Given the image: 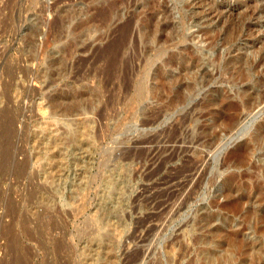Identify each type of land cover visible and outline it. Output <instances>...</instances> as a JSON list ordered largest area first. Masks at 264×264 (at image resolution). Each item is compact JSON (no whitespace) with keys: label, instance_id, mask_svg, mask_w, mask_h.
Masks as SVG:
<instances>
[{"label":"rangeland","instance_id":"374dc122","mask_svg":"<svg viewBox=\"0 0 264 264\" xmlns=\"http://www.w3.org/2000/svg\"><path fill=\"white\" fill-rule=\"evenodd\" d=\"M263 95L264 0H0V264H264Z\"/></svg>","mask_w":264,"mask_h":264},{"label":"bare ground","instance_id":"6f19581e","mask_svg":"<svg viewBox=\"0 0 264 264\" xmlns=\"http://www.w3.org/2000/svg\"><path fill=\"white\" fill-rule=\"evenodd\" d=\"M196 1V0H195ZM199 1V0H198ZM203 1V0H202ZM199 4V3H198ZM201 4V3H200ZM193 5H194V3H193ZM196 5V4H195ZM190 6H191V3H190ZM201 8V7H200ZM215 8V7H214ZM215 10V9H214ZM200 11V10H199ZM211 11V10H210ZM203 12V11H202ZM209 12V11H208ZM161 13V12H160ZM205 13V12H204ZM208 14H210L212 17H213V15L214 16H217V14L216 13H213V11H211V13H208ZM197 15H198V12H197ZM205 15V14H204ZM209 15V16H210ZM198 17V16H197ZM204 19V18H203ZM194 20V19H193ZM205 20V19H204ZM215 20V19H214ZM196 21V20H195ZM203 21V20H202ZM206 21V20H205ZM212 21V20H211ZM197 23V22H196ZM206 23V22H205ZM207 23H210L209 21L207 22ZM199 24V23H198ZM201 25V24H200ZM199 26V25H198ZM205 27V26H204ZM200 30V29H199ZM204 31V30H203ZM205 32V31H204ZM206 33V32H205ZM196 48V47H195ZM194 57V56H193ZM262 64V63H261ZM256 66V65H255ZM167 67V66H166ZM194 67V66H193ZM192 67V68H193ZM258 67V66H257ZM183 68V67H182ZM191 68V67H190ZM255 68V67H254ZM185 69V68H184ZM203 69V68H202ZM187 70V69H186ZM189 70H191V69H189ZM183 71V70H182ZM185 71V70H184ZM189 72V71H188ZM196 72H200L201 73V71H196ZM208 72H210V71H208ZM186 73H187V71H186ZM197 73V74H198ZM196 74V75H197ZM202 74V73H201ZM205 74V73H204ZM172 77V76H171ZM176 78V77H175ZM179 83V82H178ZM182 83V82H181ZM181 83H179V84H181ZM141 84V83H140ZM140 86H142V84L140 85ZM139 86V87H140ZM142 89L144 88V87H141ZM140 89V88H139ZM138 91H140V90H138ZM143 91V90H142ZM137 93H139V92H137ZM140 94V93H139ZM141 94H142V92H141ZM180 94V93H179ZM139 96V95H138ZM264 96V95H263ZM140 97H141V95H140ZM262 101V100H261ZM261 101L260 102H258V103H256L257 105H256V108H258V106L260 105V104H262L263 105V103H261ZM255 108V107H254ZM68 111V110H67ZM73 113V112H72ZM75 119V118H74ZM80 119V118H79ZM87 119V118H86ZM69 124V123H68ZM170 139V138H169ZM177 139H178V137H177ZM149 140V139H148ZM168 142H169V140H168ZM178 142V141H177ZM194 142V141H193ZM196 142H198V141H196ZM189 143V142H188ZM150 145V144H149ZM189 145V144H188ZM194 145V144H193ZM180 146V145H179ZM184 146H186V145H184ZM147 147V146H146ZM172 147H174L173 145H172ZM176 148H177V146H176ZM178 148H180V147H178ZM153 149V148H152ZM151 149V150H152ZM159 149H160V147H159ZM164 149H167L166 147L164 148ZM143 150V149H142ZM155 150V149H154ZM163 150V149H162ZM173 150V149H172ZM167 151V150H166ZM170 150H168V152H169ZM176 151V150H175ZM189 151V150H188ZM187 151V152H188ZM193 151V150H192ZM163 152H165L164 150H163ZM181 152H184V151H181ZM186 152V151H185ZM190 152V151H189ZM147 153V152H146ZM150 153H152V152H150ZM154 153V152H153ZM156 153H159V152H156ZM174 153V152H173ZM172 153V154H173ZM155 154V153H154ZM151 155V154H150ZM159 155H160V153H159ZM163 155V154H162ZM161 155V156H162ZM164 155H166V154H164ZM170 155V154H169ZM168 155V156H169ZM167 156V155H166ZM185 156V155H184ZM152 157V156H151ZM165 157V156H164ZM169 157H171V156H169ZM190 157V156H189ZM188 157V158H189ZM153 158V157H152ZM191 158V157H190ZM165 159V158H164ZM170 159V158H169ZM153 160V159H152ZM63 161V160H62ZM157 161H159V160H157ZM59 162V161H58ZM154 162V161H153ZM192 162H194L193 160H192ZM53 163V162H52ZM148 163V162H147ZM195 163V162H194ZM57 164V163H56ZM102 164V163H101ZM52 165V164H51ZM187 165V164H186ZM189 165V164H188ZM154 167V166H153ZM181 167V166H180ZM193 167V166H192ZM54 168V167H53ZM148 168V167H147ZM191 168V167H190ZM62 169V168H61ZM68 169V168H67ZM193 169V168H192ZM196 169V168H195ZM195 169H193V170H195ZM48 170V169H47ZM54 170V169H53ZM58 170V169H57ZM56 170V171H57ZM156 170V169H155ZM175 170V169H174ZM180 170H181V168H180ZM188 170V169H187ZM190 170V169H189ZM49 171V170H48ZM185 171V170H184ZM64 172H66V171H64ZM155 172V171H154ZM177 172V171H176ZM182 172H183V170H182ZM47 173V172H46ZM45 173V174H46ZM150 173V172H149ZM159 173V172H158ZM173 173H175V172H173ZM148 174V173H147ZM191 174H192V172H191ZM198 174V173H197ZM153 175V174H152ZM170 176V175H169ZM172 177H173V175H171ZM170 176V177H171ZM174 176H177V175H174ZM181 176H183L182 174H181ZM187 176V175H186ZM189 176H190V174H189ZM148 177V176H147ZM171 177V178H172ZM178 177H180V175L178 176ZM45 178V177H44ZM167 178V177H166ZM181 178V177H180ZM183 178V177H182ZM46 179V178H45ZM149 180V179H148ZM161 180V179H160ZM168 180H170V179H168ZM47 181V180H46ZM157 182V181H156ZM171 182H173V183H171L168 187H167V189H168V192H169V194H170V192H172V193H175V195H176V191L178 190V189H181L180 187L182 186L183 187V181H179V180H177V181H174V179L171 181ZM185 182V181H184ZM158 183H160V182H158ZM156 184V183H155ZM161 184V183H160ZM165 184V183H164ZM163 184V185H164ZM185 184V183H184ZM79 185V184H78ZM152 186H154V185H152ZM151 186V187H152ZM162 186V185H161ZM164 186H166V185H164ZM146 187V186H145ZM155 187V186H154ZM141 189V188H140ZM162 189H163V186H162ZM149 190V189H148ZM106 191V190H105ZM182 191V190H181ZM164 192V191H163ZM167 192V191H166ZM162 193V192H161ZM160 193V194H161ZM165 193V192H164ZM163 193V194H164ZM171 193V194H172ZM153 194V193H152ZM169 194L167 193V197L169 196ZM170 194V195H171ZM173 195V194H172ZM160 196H162V195H160ZM139 197V196H138ZM156 197V196H155ZM147 198V197H146ZM145 199V198H144ZM154 199V198H153ZM156 199V198H155ZM171 199V198H170ZM169 200V199H168ZM96 201V200H95ZM155 201V200H154ZM164 201V200H163ZM152 202V201H151ZM170 202V201H169ZM84 204V203H83ZM150 204V203H149ZM155 204V203H154ZM165 204V203H164ZM163 209V208H162ZM154 210V209H153ZM161 210V209H160ZM151 212V211H150ZM159 215V214H158ZM153 216V215H152ZM93 217L94 218H92L94 221H95V223L97 222V217H96V215L94 214L93 215ZM150 223V222H149ZM110 227V226H109ZM96 233V232H95ZM143 233V232H142ZM147 233V232H146ZM97 235V234H96ZM135 236V235H134ZM148 236V235H147ZM137 237V236H136ZM96 238V237H95ZM99 239V238H98ZM137 239H139V238H137ZM144 240V239H143ZM112 241V240H111ZM142 241V240H141ZM92 243H96L95 241H93ZM141 243V242H140ZM143 243V242H142ZM145 243V242H144ZM134 244V243H133ZM138 244V243H137ZM92 245H94V244H92ZM91 246V245H90ZM97 246V245H96ZM135 246V245H134ZM138 246V245H137ZM94 248V247H93ZM137 253H139L138 251H136Z\"/></svg>","mask_w":264,"mask_h":264}]
</instances>
